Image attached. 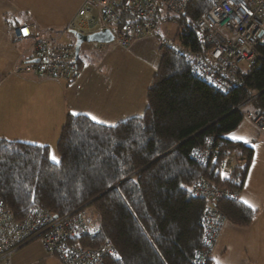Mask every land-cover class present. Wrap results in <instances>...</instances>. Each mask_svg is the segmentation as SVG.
Masks as SVG:
<instances>
[{"label": "trees", "instance_id": "1", "mask_svg": "<svg viewBox=\"0 0 264 264\" xmlns=\"http://www.w3.org/2000/svg\"><path fill=\"white\" fill-rule=\"evenodd\" d=\"M206 9L200 0L183 17L169 19L178 26L174 38L202 51L193 22ZM257 52L243 84L221 94L193 77L181 57L160 51L144 114L114 126L66 115L59 163L47 147L0 138V206L16 221L33 208L59 217L93 207L99 228L91 231L86 217L88 234L73 243L90 249L109 243L117 256L104 264H196L205 211L192 195L199 180L234 196L215 205L230 226L247 229L257 214L237 200L252 151L223 138L243 122L238 107L264 117V43ZM211 137L221 154L199 165L192 152ZM226 156L236 163L227 175Z\"/></svg>", "mask_w": 264, "mask_h": 264}, {"label": "built area", "instance_id": "2", "mask_svg": "<svg viewBox=\"0 0 264 264\" xmlns=\"http://www.w3.org/2000/svg\"><path fill=\"white\" fill-rule=\"evenodd\" d=\"M198 1L84 0L74 19L61 31L40 34L27 26L15 29L16 41L30 42L31 61L14 66L10 74L69 82L75 77L77 59L74 45L61 44L64 34L74 31L86 36L109 30L113 41L91 44L95 51L111 45L127 50L134 43L154 40L159 51L167 50L185 60L193 77L225 94L243 84L244 75L257 61V49L264 43V0H203L207 9L193 22L202 51L181 37L170 38L162 28L165 21L183 17ZM242 109L238 107L243 119L264 135V117ZM220 154L211 137L203 147L192 152L191 159L205 165ZM231 161L232 158L225 157L223 174L232 171ZM192 195L205 203L202 250L195 258L196 264H202L209 258L226 224L224 215L215 205L234 196L203 179L193 187ZM88 231L83 210L57 217L45 209L33 208L25 219L16 221L9 210L0 206V264H11L12 255L32 241H39L44 252L62 264H104L105 258L117 256L109 243L94 249L73 243Z\"/></svg>", "mask_w": 264, "mask_h": 264}, {"label": "crops", "instance_id": "3", "mask_svg": "<svg viewBox=\"0 0 264 264\" xmlns=\"http://www.w3.org/2000/svg\"><path fill=\"white\" fill-rule=\"evenodd\" d=\"M83 1L76 0L75 4L72 2L69 4V0H0L1 139L47 147L50 156L51 143L56 139L57 144L60 133L58 135V131L54 129L53 141L46 139L51 131L50 125L40 119L44 102L51 107L50 114L56 118L60 116L62 121H65L66 115L76 113L89 118L94 116L100 121L99 123L90 119L98 124L114 126L144 114L146 91L159 65L158 48L159 60L156 70L148 72V79L137 92L136 83L122 89L112 87L108 89L100 84H94L91 80L85 81L83 76L81 77V71L84 69L83 61L87 54L85 50L82 52L83 59L79 58V50L77 64L80 63V66L75 77L69 82L33 75L10 74L14 66L31 61L32 51L29 41L15 40L14 30L27 26L33 32L40 34H46L49 30L61 31L74 19ZM151 43L157 45V41L151 40L134 43L127 50L116 47L126 53H133L138 48H144L145 45L150 49ZM245 107L249 106H244L243 112ZM223 138L229 142L245 144L252 151L243 188L237 200L246 207L248 206L244 201H248L257 214L247 229L236 228L226 222L209 260L212 264H264V135L243 119L237 129ZM231 163L235 167L236 163L233 159ZM11 264L62 263L56 257L45 253L39 241H32L12 255Z\"/></svg>", "mask_w": 264, "mask_h": 264}, {"label": "rangeland", "instance_id": "4", "mask_svg": "<svg viewBox=\"0 0 264 264\" xmlns=\"http://www.w3.org/2000/svg\"><path fill=\"white\" fill-rule=\"evenodd\" d=\"M69 1V4H71V2L72 4H75L76 2V0ZM66 5L69 7L68 4ZM162 28L164 32L172 38L175 36L178 26L175 21H165ZM61 44H68V46L74 45V37L68 33L64 34V37L61 39ZM151 45L150 49L145 45L144 48H138L137 51H134L133 53L121 51L116 46H110L108 49L97 53L93 50V45H82L80 48L79 58L83 59V50H85L87 54L85 60L83 61L84 69H81V77L83 76L85 81L91 80L94 84H100L104 88L108 89L109 87L122 89V87L127 85L133 86V83H136L137 92L139 87L143 86L145 84V80L148 79V72H152L153 70V72H155L158 65L159 59L157 55V45L155 43H151ZM137 80L139 81L137 82ZM48 91L49 90H47V92ZM43 105V114L40 119L45 120L48 125H50L51 132L50 135L46 136V139L48 141H53L54 129L58 131L59 135L64 120L62 121L60 116L56 118L50 114L49 108L51 107L48 103L44 102ZM250 110V107L244 108L245 112ZM53 142L51 143L52 148L50 156L54 155L56 160H58L56 139ZM84 212H86L85 215L88 219L90 230L96 231L99 228V222L94 208H86Z\"/></svg>", "mask_w": 264, "mask_h": 264}, {"label": "water", "instance_id": "5", "mask_svg": "<svg viewBox=\"0 0 264 264\" xmlns=\"http://www.w3.org/2000/svg\"><path fill=\"white\" fill-rule=\"evenodd\" d=\"M70 34L74 37V54L77 59L80 47L85 44H109L113 41V35L109 30H104L103 32L93 33L90 35H81L74 31L70 32Z\"/></svg>", "mask_w": 264, "mask_h": 264}, {"label": "snow or ice", "instance_id": "6", "mask_svg": "<svg viewBox=\"0 0 264 264\" xmlns=\"http://www.w3.org/2000/svg\"><path fill=\"white\" fill-rule=\"evenodd\" d=\"M26 34H27V33H26ZM73 115H76V113H73ZM90 118L93 119V120H95V121L98 122V123L100 122V121L96 120V117H94V116H91ZM233 139H240V138H239V137H233ZM244 142L246 143L247 141H244ZM50 159H52L53 162H55V163H59V161L56 160V157H55L54 155H51V156H50ZM244 203H245L249 208H253V210H255L254 207H253V205L250 204L248 201H244Z\"/></svg>", "mask_w": 264, "mask_h": 264}]
</instances>
